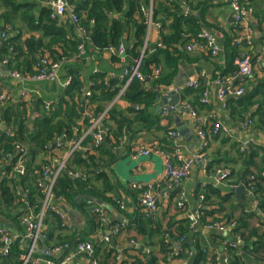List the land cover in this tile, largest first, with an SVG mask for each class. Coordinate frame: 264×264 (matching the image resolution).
Wrapping results in <instances>:
<instances>
[{
  "label": "crops",
  "instance_id": "0c3cea01",
  "mask_svg": "<svg viewBox=\"0 0 264 264\" xmlns=\"http://www.w3.org/2000/svg\"><path fill=\"white\" fill-rule=\"evenodd\" d=\"M175 1L181 5L182 15H194L196 18L201 19L200 33L207 32L212 35L220 48V53L215 58L209 56L210 50L205 42H202V49L193 52L188 51L187 46L193 43V40L196 39L199 33L189 40L185 48H180V52L183 53L184 58L180 57L181 59L177 62V70H173V68L170 69L167 64V57L161 56L159 59L160 65L152 68L150 74H144L145 79L143 82L145 88L157 93L154 105L146 114V116H149L153 126L146 129V127L138 126L135 123L130 126V128L128 125H124L123 137H121L119 141L112 140L114 146L108 144V148H110L114 155L113 160L109 162L108 158L103 157L100 162L103 166V170L108 174L111 184L115 187V190L106 197L111 198L115 204L117 201L122 202L124 209H121L117 204L110 205L105 203V201L95 200L91 197L86 198L88 201L86 209L92 213L95 212L96 209L103 210L102 215L104 220L102 222L106 224L103 228H91L93 229L91 232L94 234L78 242L89 241L98 243L104 241L103 237H108L110 240L108 243L109 248L119 251L116 255V260L118 262H121L123 258L127 259V255L142 259L143 256L148 255L145 253V249H148L154 253L155 257L159 260V264H166L164 260H167L168 264H195V237L198 233H202L207 240L209 254H211L212 257H218L221 262L227 261L230 263L229 247L231 246L234 249H240L237 256L241 257L240 259L243 264H260L255 257H251L242 252L241 249L245 247V243L239 238L236 239L231 237L228 228L223 227L222 230V225H218L220 227L218 228L216 224L203 227L199 224V221L200 211L205 208V201L202 200L200 196L202 190L207 186L219 189L223 195H233V205L235 209H238V211H235L236 216H239L241 210L244 209L249 213L254 212L258 214V218H255L253 225L257 226L260 221H264V215L258 211L256 199L253 193H250L252 192L251 189H247L243 183L238 186H231L229 180H224V174H226L227 171L234 172L235 178L238 177V173L244 176V158L237 153V148L234 146V143L239 144L240 147L242 146L240 151L243 153L249 152L248 149L250 146L261 148L264 143V123H261L263 129H259V118H252L258 106L253 107L249 111V114L243 119V122H233L230 119V111L227 110L228 102L231 98L239 99L246 94L252 95L264 80V0H246L247 6L252 10L249 20V25L254 31V46L252 50H249L243 43L239 42L242 36V29L234 22V11L231 5L233 0H210L211 7L204 13L192 10V6L195 5L196 0ZM26 2L35 5L34 14L36 17H39L45 9H51L49 6L50 0H26ZM125 8L126 10L124 13L112 15V19L123 23L125 32L121 44L128 50L131 49L133 42L131 40L129 41L126 18L128 6ZM56 20L59 32L63 33L62 39L72 40L73 36L75 38L77 32L69 18L64 16ZM260 20H262L263 23L262 32L259 30ZM5 29L4 24L0 21V40H4L8 37H15L17 35V32ZM24 33H26V31L22 33L18 31V34H23V39L34 36L39 37V34ZM257 34L258 38L256 37ZM161 36V30L157 29V27L153 28L150 32L146 30L144 46H147V51L149 50L151 52L149 54L144 53L143 47L140 56L142 60L145 56L153 54L154 51L161 47ZM184 37L186 38V36ZM88 38L92 45L87 46V53L85 56H80L79 50L78 54L75 56H73L74 54L70 51L65 50L69 58L55 59L53 54L49 52L38 55L37 64L35 65V69L38 71L37 73L41 72L45 68V65L49 68L54 64L63 62L58 74L59 79L55 81L46 80L35 83L29 80L18 79L13 76V73H18V71H11L8 68V63L13 58V54H9L7 60H0V98H4V100L0 101V143L7 141V139L3 138L4 133L10 137H14L16 132H18L23 125L31 126L43 110L45 108L47 109L49 104L53 107H59L61 105V99H66L68 102L71 101L66 93V82L69 78H72L70 72L75 69H79L80 71L78 72V76L83 80L85 87L84 93L88 91L92 92L93 78L100 75L105 77L108 87L117 92L114 100L120 97L119 100L113 102V105L109 102L105 110L109 111L115 108L119 113L117 117L120 118L122 116L129 120H134L135 114L143 110L142 107L132 106L123 99V95L127 89L122 94L126 84L123 76L124 69L132 66V63L136 61L135 58L128 54V52L119 59L117 57L114 59L115 55L108 51L99 54L94 50L90 36ZM185 40H188V38ZM232 42L233 45L239 49V56L249 52L253 59L255 61L259 60L261 64H257L253 77L244 78L242 81H233L232 87L244 88L245 92L243 96L228 97L226 101L222 102L218 99L219 90L223 85L227 88L228 84L226 83L228 80L231 81L234 77L233 73L232 76L227 79L224 78L222 84L218 83L219 79L222 80L221 76L227 70L228 66L224 45ZM57 50L58 53L62 54V49L60 47H57ZM175 54L174 52V57ZM137 60H139V58ZM45 62L47 64H45ZM161 77H172V82L168 85H153L154 81L161 79ZM193 80L198 82V89L188 87V83ZM172 89L174 93L178 94L179 100L177 105L180 107L177 108V106L165 105L164 108L175 107V109L169 111L167 115H163L162 110L164 108L159 110L160 103L164 98H174L175 95L171 94ZM191 90L194 92H191ZM200 90V99L204 92L208 94L207 103L205 104H201L200 99L199 102L196 103L193 97L195 93ZM184 94H186V97H183ZM78 102L79 100L77 103ZM189 102H194L196 104L195 110L197 111L199 120H195L188 113L187 105H190ZM132 107L135 112H128ZM92 112L90 107L85 110L82 119L78 122V128L75 129V139L71 140V142L66 141L68 148L55 151L57 149L55 148L56 144L60 139L65 137V135L63 137H56L53 143L50 144L52 151L46 156V160L50 162V165L59 163L64 159L72 142L76 140L79 133H81L80 136H82L86 132L87 126L85 125L84 118L87 117V114L93 115ZM93 116L97 115L94 114ZM261 121L260 119V122ZM103 124L106 129L111 128V126L115 127V122L112 121L111 117L109 119L108 112L107 118L104 120ZM215 124H221L223 128H227L229 130V135L225 136L221 131L218 135H213ZM199 130H203L207 134L209 142L207 149L202 152L201 161L195 162L190 177L187 180L174 183L170 186L167 185L166 162L159 153L172 155L178 150L184 157H190L193 154L199 153L201 148V139L198 137ZM171 132H177L179 138L173 139L170 136ZM108 139L104 143H107ZM225 140H228L229 143H225ZM165 142H167V144ZM18 148H23L25 150V148L20 145L16 146L15 150ZM141 149H154L159 151V153H151L147 156L135 158L137 151ZM10 156V153L6 154V156L0 153V187L5 178L11 174ZM97 158H99V154ZM43 160L44 157L43 159L42 157H38L35 163L40 164ZM19 161L20 157L18 159V162ZM254 161L256 166H253L251 170H255L258 167L264 168V154L262 152L259 151V157H256ZM208 164H213L211 167L212 172L208 171ZM219 173L221 174L220 176ZM262 176L264 177V170ZM251 179L252 177L250 180ZM40 181L41 179L39 182ZM135 184L141 186L144 191L151 190L160 195L159 210L155 214L150 215L153 223L148 224L144 222L143 226L147 238L151 239L150 242L153 248L144 242L145 239L143 240V236L134 228V223L140 222V218L144 220L147 217L140 205L141 191L132 188ZM239 186H244L245 188V194L240 199L233 193V190ZM116 195H120L121 198H118ZM26 200L27 194H22V206L20 207V211L26 210L24 215L31 214L35 216L32 207ZM180 202L184 203L183 209L178 208ZM64 208L71 226V230L65 231L64 234L77 231L78 236L82 234L87 236L90 224L85 210L70 208L67 204H65ZM4 214L6 213L1 214L3 216L0 217V229L3 227L9 228L15 236L24 232L25 228L20 222L19 224H14L8 221L9 218ZM98 215L102 220V216L100 214ZM192 217H195V222L192 220ZM174 218H176L177 222L185 218L190 222V231L185 236L179 237L176 234L175 227L172 228V231H174L172 232L173 235L165 231L166 228L173 223L172 219ZM136 219L137 221H135ZM7 222L9 224H7ZM161 231H163V243L167 245L169 250H173L167 254V257L161 251ZM216 233H221L223 237L227 238V241L221 245L215 244L212 240V236ZM44 238L39 240L36 244L27 242L22 246L24 249L23 253L32 250L35 255H41L46 248L53 247H47L44 244ZM180 250L187 251L188 259H174L177 258ZM0 256H6L2 254L1 248ZM78 260L79 264H92V259L90 260L86 256L78 258Z\"/></svg>",
  "mask_w": 264,
  "mask_h": 264
},
{
  "label": "trees",
  "instance_id": "16d2710c",
  "mask_svg": "<svg viewBox=\"0 0 264 264\" xmlns=\"http://www.w3.org/2000/svg\"><path fill=\"white\" fill-rule=\"evenodd\" d=\"M150 2L153 4V21L161 27V47L154 51L153 54L143 58L141 72L143 75L150 74L152 68L160 65L159 59L161 56L167 57V64L170 69L177 70V62L181 59L180 57H183L180 48H185L189 40L200 33V23L202 22L200 18H196L194 15H182L181 5L177 1L68 0V4L74 8L80 26L86 31L88 37L90 36L94 46L93 48L99 54L107 52L110 46L119 47L122 43L125 28L123 23L112 19V15L124 13L126 10L125 7L128 6L126 11L127 27L129 41L131 40L133 45L131 49H126V52L135 58V60L141 58V51L144 47L147 30L146 18L142 7L149 6ZM210 7V0H196L195 5L192 6V10L204 13ZM34 11L35 5L27 3L26 0H0V21L4 24L5 30L17 32L15 37L0 40V60H7L9 54L12 53L13 58L9 61L8 68L11 71L20 72L19 74L24 77H31L38 74V71L35 69L38 55L49 52L53 54L55 59L69 58L65 50L70 51L75 56L78 54V48L81 44L77 35L75 38L73 36L72 40L62 39L63 33L59 32L57 18L52 16L53 11L51 9H45L39 17H36ZM260 22L259 30L262 32V20ZM18 31L20 33L26 31L24 34H39V37L34 36L23 39V34H18ZM184 36L188 40H185L186 38ZM57 47L62 49V54L58 53ZM224 51L228 66L227 70L221 76L222 80L232 76L235 70H237L234 61L240 55L239 49L233 45V42L225 44ZM174 52L176 53L175 57ZM209 56H212L211 51L209 52ZM116 57L118 59L120 58L119 56H115L114 59ZM212 57L215 58L216 56ZM78 72H80L79 69L70 72L72 81L67 85L66 93L71 101L68 102L66 99H61V105L59 107L51 106L48 109L45 108L31 126L23 125L14 137H10L5 133L3 134V138L7 139V141L0 143V153L4 156L8 153L11 154L9 157L11 161V174L5 178L0 187V217L3 216L1 214L6 213L4 215L9 218L8 221L14 224H19L20 219L25 216L26 210L20 211L22 194H27L26 201L29 202L35 212H39L42 207L43 194L42 189L38 186V182L42 177L44 168L50 165V162L46 160L47 154L52 151L50 144L53 143L56 137H63L65 135L63 148H68L66 141L71 142V140L75 139V129L78 128V122L82 119L85 110L90 107L93 115L98 116L107 111L105 110L107 105L109 102L112 103L117 95L116 91L108 87L105 77L100 75L93 78L92 96L89 99L86 98L84 83L79 78ZM171 78L161 77V79L154 81L153 85H168L172 82ZM191 92L194 91L191 90ZM200 93L201 90L193 96L196 103L199 102ZM185 95L183 97H186ZM156 97L157 93L153 90H147L144 82H132L125 91L123 99L132 106L142 107L143 110L141 109L142 111L135 114L134 120L125 119L121 115L120 118L117 117L119 113L115 108L109 110V119L111 117L112 121L115 122V127L111 126V128H108L110 138L107 143L99 147H93L92 140L86 138L83 146L90 147L91 152H86V154L75 152L71 156L66 170L60 174L54 185L53 195L56 199H62L70 208L85 210L90 224L89 233L87 236L83 234L78 236L77 231L64 234L66 230L62 227L60 219L49 212L45 217V230L43 232L45 237L44 244L47 247L67 243L73 245L94 234L91 232L93 230L91 228L96 227L99 229L105 226L106 223L102 222L98 213H92L86 209L88 206L86 198L88 197L105 201V203L110 205H116L111 198L106 197L115 190V187L111 184L109 176L103 170L100 162L103 157L108 158L109 162L113 160L114 155L110 148H108V144L114 146L112 140L119 141L123 137L124 125H128L130 128L135 123L138 126L146 127V129L153 126L149 116H146V114L154 105ZM76 99L77 101L79 100L78 103ZM190 105L194 108L196 106L194 102L190 103ZM255 106H258V109L252 118H259L258 128L263 129L261 123H264V80L252 95L246 94L239 99L231 98L228 102L227 110L230 111V119L233 122H243V119ZM128 112L132 113L135 110L132 107ZM260 119L262 120L261 122ZM84 122L88 126L87 117L84 118ZM80 135L81 133H79L76 140L81 137ZM224 142L229 143L228 140ZM165 143L167 144V142ZM18 145L25 148L22 157L25 170L23 175L17 174L15 170L21 155L15 150ZM234 146L237 148V153L244 158V176L238 173V177L235 178V173L230 171L231 173L226 175L224 180H229L231 186H238L243 183L247 189H253L258 211L264 215V177L262 176L264 168L258 167L255 170H251L253 166H256L254 159L259 157V151L264 154V148L250 146L248 149L249 152L243 153L240 151L242 146L240 147L237 143H234ZM98 154L99 158H97ZM38 157H42V159L44 157V160L40 164L35 163ZM212 166L213 164H208L209 172H212ZM69 171L77 173L79 176L71 177ZM251 177L252 179L250 180ZM201 193L204 196L205 208L200 211L199 224L203 227L216 224L228 228L231 237L239 238L245 243V247L241 249L242 252L251 257H255L260 264H264V221H260L257 226L253 225V221L255 218H258V214L254 212L249 213L242 209L241 214L236 216L235 211H238V209H235L233 205V195H223L219 189L213 188L212 186L205 187ZM116 196L121 198L120 195ZM144 220L140 218V222L134 223V228L143 236V240L145 239L144 242L153 248L150 242L151 239L147 238V234L143 228L144 222L152 224L153 221L150 216H147ZM172 222L165 230L166 232H170V235H173V227L176 228V234L179 237L185 236L190 231V222L188 219L185 218L177 222L176 218H174ZM7 224L9 223L7 222ZM161 234V251L167 257V254L173 250H169L167 245L163 243V231H161ZM212 240L215 244L221 245L227 241V238L223 237L221 233H216L213 234ZM230 247V264H243L240 259L241 257L237 256L240 249ZM94 249L95 255L91 260L92 264H159V260L151 251L150 254L143 256L142 259L127 255V259L123 258L121 262H118L116 255L119 251L109 248L107 243H94ZM195 249V264H215L216 256L212 257L209 254L208 243L202 233H198L195 237ZM23 252L24 249L16 241L8 256H0V264H21V255ZM174 259H188L187 251L180 250L177 258ZM164 262L168 264L167 260H164Z\"/></svg>",
  "mask_w": 264,
  "mask_h": 264
},
{
  "label": "built area",
  "instance_id": "2783aa9c",
  "mask_svg": "<svg viewBox=\"0 0 264 264\" xmlns=\"http://www.w3.org/2000/svg\"><path fill=\"white\" fill-rule=\"evenodd\" d=\"M231 5L234 11V22L237 26L242 29V36L239 42L243 43L249 50H252L254 46V31L249 25L252 10L247 6L246 0H233ZM49 6L53 11L52 16L54 18H61L64 16L69 18L81 42L78 48L79 54L80 56H85L87 53V46L92 44L87 36L86 31L83 30V28L80 26L79 19L74 11V8H72L68 4V0H50ZM142 11L146 18V26L148 32H150L153 28L156 27L160 30V25L156 24L153 21L152 2H150L149 6L147 7L143 6ZM202 42L206 43V46L211 51L212 56H218V54L220 53V48L217 45V42L213 38V36L207 32L200 33L196 37V39L193 40V43L187 46V50L193 52L202 49ZM108 52L115 56L121 57L123 55H126V47L123 44H120L119 47L110 46L108 48ZM143 52L149 54L151 51H147V46H144ZM256 61L253 59L252 55L249 52L243 53L241 56L235 59L234 65L236 66L237 70L234 72L233 79L231 81L228 80V82L226 83L228 84V87L225 88L223 85L222 88L219 90L218 99L220 101H226L228 97H241L244 95V88L232 87L233 81H242L244 78L253 77L257 64L260 62L259 60L257 62ZM62 63L63 62L54 64L49 68H47V66L45 65V68L41 72L31 77H24L17 72L13 73V76L21 80H29L35 83L46 80L55 81L59 79L58 74ZM45 64L47 63L45 62ZM141 64L142 59L140 58L139 60H136L132 64V66L126 67L124 69L123 76L125 78L126 84L122 91V94L132 82L144 81L145 78L143 73L141 72ZM71 81L72 78H69L66 82V85H69ZM222 82L223 80H218L219 84H222ZM188 87L192 89H198L199 84L196 80H193L192 82L188 83ZM85 96L89 99L91 98L92 94L88 91L85 92ZM207 96V92H204L202 98L200 99L201 104L207 103ZM119 98L114 100L113 102L118 101ZM2 100H4V98H0V101ZM50 107L51 104L47 106V109ZM174 109L175 107L164 108L162 110V113L163 115H167L169 111ZM187 109L188 113L192 118H194L195 120H199L197 111L193 106L187 105ZM107 112L108 111H105L104 113L98 116L87 114L88 126L86 132L79 139L72 142L71 147L68 149V152L64 159H62L59 163H56L54 165L52 164L44 168L43 173L41 175V181L38 182V186L42 189L43 194L42 207L39 212H35L32 209L35 216L28 214L22 217L20 223L25 229L24 232L20 235L15 236L12 230L9 228L3 227L0 229V248L2 254L8 256L11 253V249L13 248V245L16 241L19 242L21 246H23L27 242H32L33 244H36L39 240L44 238L43 232L45 217L49 212H51L60 219L62 227L66 231L71 230V226L68 222V216L64 208L65 202L62 199L59 200L54 197L53 188L60 174L66 170L67 163L75 152H81L83 154H86V152H91L90 147L83 146V142L86 138H90L92 140L93 147H99L100 145L104 144V142L109 138V131L104 127L103 124L104 120L107 118ZM220 131L223 132L225 136L229 135V130L227 128H223L221 124H215L213 135H218ZM170 136L173 139L179 138V134L177 132H171ZM198 137L201 139V148L199 150V153L193 154L190 157L182 156L181 152H179L178 150L174 154L170 155L167 153H159V151H156L154 149H141L137 151L135 158L139 156H147L151 153H159L165 159L166 162L167 185L170 186L174 183H180L190 177L195 162L201 161L202 152L206 150L209 145L207 134L203 130L198 131ZM64 138L65 137L60 139V141L56 144L55 148L57 149L55 151H58L59 149L63 148ZM262 147L264 148V143L262 144ZM17 150V153H20L21 155L20 161L18 162L15 170L17 174L23 175L25 170L23 166L22 157L24 155L25 150L23 148H18ZM229 173L230 172L227 171L226 174L228 175ZM226 174H224V178L226 177ZM69 175L71 177L79 176V174L74 173L72 171H69ZM220 175L221 174L219 173V176ZM132 188L141 191L140 205L142 206L147 216L153 215L159 210V194L151 190L144 191L142 190L141 186L136 184L133 185ZM251 191L252 192L250 193L252 194L253 189H251ZM200 198L204 200L203 195H201ZM116 204L121 209H124V205L122 202L117 201ZM183 207L184 203L180 202L178 208L183 209ZM95 212L102 216L103 221V210L96 209ZM192 220L195 222V217H192ZM218 228L220 227L218 226ZM221 229L223 230V227ZM103 240V242L107 244L110 242L108 237H103ZM94 252L95 249L93 242H77L73 245L67 243L46 248L41 255H35L32 250L25 252L21 255V264H79L78 258L86 256L91 260L94 256ZM145 253L150 254V250L145 249ZM215 264L230 263H228L227 261L221 262L219 258L216 257Z\"/></svg>",
  "mask_w": 264,
  "mask_h": 264
},
{
  "label": "water",
  "instance_id": "95a60500",
  "mask_svg": "<svg viewBox=\"0 0 264 264\" xmlns=\"http://www.w3.org/2000/svg\"><path fill=\"white\" fill-rule=\"evenodd\" d=\"M256 37L258 38V34L256 35ZM173 91L174 90L172 89L171 94L175 95L174 98L171 99L169 97V98L162 99V102L160 103V106H159V110L163 109L165 105L177 106V108L180 107L179 105H177V102L179 100V97L177 96L178 94L174 93ZM233 193L236 194L238 199L242 198V196H244V194H245L244 186H239L238 188L233 190Z\"/></svg>",
  "mask_w": 264,
  "mask_h": 264
}]
</instances>
